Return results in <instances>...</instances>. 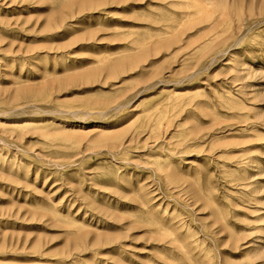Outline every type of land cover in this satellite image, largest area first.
<instances>
[{
  "label": "rangeland",
  "instance_id": "374dc122",
  "mask_svg": "<svg viewBox=\"0 0 264 264\" xmlns=\"http://www.w3.org/2000/svg\"><path fill=\"white\" fill-rule=\"evenodd\" d=\"M0 264H264V0H0Z\"/></svg>",
  "mask_w": 264,
  "mask_h": 264
}]
</instances>
